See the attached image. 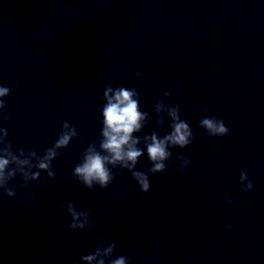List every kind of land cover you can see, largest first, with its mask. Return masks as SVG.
<instances>
[{
  "label": "clouds",
  "instance_id": "clouds-1",
  "mask_svg": "<svg viewBox=\"0 0 264 264\" xmlns=\"http://www.w3.org/2000/svg\"><path fill=\"white\" fill-rule=\"evenodd\" d=\"M137 77L143 74L135 71ZM16 87H20L17 81ZM179 94V89L176 90ZM11 94L9 87L0 85V120L9 121L11 112L8 110L4 98ZM171 96L170 91L162 93L153 108L158 116L157 126L165 123V114L171 119L169 125L171 131L160 137L155 131L151 135L142 138L135 136L148 123L150 117L147 112L140 110V93L132 88L123 86L113 88L111 83L107 84L103 98L106 101L102 108V128L98 141L89 143L84 150L80 162L73 169L72 177L78 180L89 190L95 186L106 189L115 178L112 169L119 167L131 173L132 179L139 186L140 191L147 193L151 185L149 174L162 173L167 170V161L173 158L170 148L179 147L181 149L189 146L194 140V134L190 125L181 119V105L165 104L164 100ZM207 112L208 109H205ZM199 126L205 130L210 137H225L229 134V129L224 121L216 115L204 116L199 121ZM62 131L56 141L43 154L36 150L20 148L13 151V144L8 139V130L0 127V190L8 197L16 196V185L10 184L12 180L20 177L23 181L21 187H28L30 182L36 185L46 182L47 179H54L56 172L52 162L61 155L62 149L67 148L73 139H79L77 129L64 121L61 125ZM235 141H233L234 143ZM143 144L144 148L138 147ZM146 149L151 167L146 172L136 170V165ZM175 159L180 161V173L183 174L192 161L184 155H177ZM46 173L45 178H41V173ZM242 192L254 191L253 181L249 179L247 172L241 171L239 176ZM26 202L35 199L33 193H25ZM225 202L231 204L232 200L225 197ZM61 205V209H63ZM67 212L71 218L68 224L70 230H85L90 227V213L87 210L78 209L73 202L67 204ZM231 228V225H227ZM117 244L115 241H102L96 246L94 252L80 256L74 264H129V258L119 256L113 258Z\"/></svg>",
  "mask_w": 264,
  "mask_h": 264
}]
</instances>
